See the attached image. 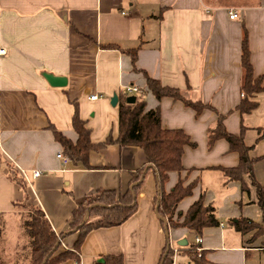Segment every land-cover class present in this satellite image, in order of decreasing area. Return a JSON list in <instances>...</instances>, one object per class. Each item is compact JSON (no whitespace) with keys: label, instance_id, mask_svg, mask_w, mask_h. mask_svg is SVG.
Segmentation results:
<instances>
[{"label":"crops","instance_id":"crops-1","mask_svg":"<svg viewBox=\"0 0 264 264\" xmlns=\"http://www.w3.org/2000/svg\"><path fill=\"white\" fill-rule=\"evenodd\" d=\"M233 10L239 16L231 19ZM245 31L255 77H262L264 85V0H0V258L14 264L27 239L20 232L11 241L7 234L14 219L23 225L24 210L15 203L26 197L44 211L62 247L73 249L79 235L71 227L73 213L80 204L91 208L99 190L124 194L142 183L137 211L120 225L92 230L80 260L61 264H106L108 255H123L125 264H160L168 240L165 223L156 214L158 175L145 151L111 144L91 150L90 167H85L64 153L51 129L54 125L77 141L72 123L77 101L93 142L117 137L120 95L127 92L142 95L148 110L159 111L164 128L183 130L195 144L185 146V170L170 172L163 187L169 193L179 179L185 187L193 185L173 219L183 221L204 194L220 221L201 235L206 259L214 264H264V235L235 228L240 218L264 226L257 188L249 175L244 177L245 190L242 181L230 180L223 171L240 164L239 153L230 150L225 138L208 144V129L225 115L230 133L244 130L250 157L256 160L255 179L264 186V91L252 98L258 103L251 112L239 109ZM133 49L135 61L129 53ZM43 72L65 76L67 85H50ZM145 73L213 109L199 116L181 100L158 99L148 90ZM128 86L140 92L129 93ZM58 152L69 161L58 158ZM34 170L40 175L34 177ZM137 175L143 179L133 180ZM169 229L178 263L193 264L187 248L180 249L176 241L186 237L189 246L199 245L197 235L186 227Z\"/></svg>","mask_w":264,"mask_h":264},{"label":"trees","instance_id":"trees-1","mask_svg":"<svg viewBox=\"0 0 264 264\" xmlns=\"http://www.w3.org/2000/svg\"><path fill=\"white\" fill-rule=\"evenodd\" d=\"M133 61L137 55L136 49L130 50ZM242 67L243 82L242 91L244 99L239 105L243 112H251L256 106L253 97L256 93L264 91L263 78L255 77L254 68L251 61V50L249 46L248 32L245 31L242 40ZM148 90L151 91L158 99L171 97L183 101L188 107L194 109L197 115H201L205 109H213L209 104L202 101H192L186 98L179 88L165 86L160 80L152 78L147 73ZM128 93L121 92L119 101V134L117 137L109 135L103 142L95 143L91 139V129L87 126V121L81 117L79 103L74 101L75 112L72 117V123L78 134V139L73 142L66 137L54 125L51 129L55 139L62 145L64 153L75 163H81L85 167H90L89 155L91 150H98L111 144L120 146H139L153 165L158 175L160 186V196L155 199L161 216L168 218L171 227H186L197 236H201L207 227L218 226L219 219L215 214V207L205 203L204 194L193 203L187 211L183 221L174 220L179 202L183 197L192 192L193 185L184 186L182 179H179L173 189L166 193L163 190L164 184L169 178L172 171L182 172L185 167L182 163V157L186 145L195 144L191 141L190 136L181 129L164 128L161 122V116L158 110L147 109V103L144 97L138 96L135 103L127 101ZM225 115H220L215 125L208 129V144L212 147L214 143L225 138L230 144L231 151H237L240 155V164L234 168H224L223 171L230 180H240L243 188H247L244 181L245 175H249L253 185L258 191V203L263 211L264 218V186L261 185L254 176L255 159L250 157L251 147L247 146L244 141V130L241 134L235 135L230 133L225 126ZM264 136V133H263ZM139 171V175L143 173ZM137 175L133 180L138 181L140 176ZM25 186L23 181H19ZM142 183L134 185L124 194L112 190H99V195L91 200L92 207L80 204L73 213V232H78V239L73 249L62 247V243H57L60 236L54 231L51 223L47 219L44 211L37 204L29 201L26 197L24 201L17 202L15 205L23 209V226L25 230L26 241L20 247L17 260L14 264H61L68 260L79 261V252L87 238L88 234L97 228L120 225L130 218L138 208L137 194L140 191ZM89 209L90 217H101L95 222L84 221L87 210ZM235 228L240 233H247L257 230L255 236L264 235V226L247 218H240L235 223ZM3 228L0 227V241L3 239ZM199 245L191 244L185 254L189 256L193 264H214L206 259V251H198ZM183 250V249H182ZM161 258H164L163 264H173V249L170 248ZM106 264H125L123 255L105 256ZM0 264H9L0 258Z\"/></svg>","mask_w":264,"mask_h":264},{"label":"water","instance_id":"water-1","mask_svg":"<svg viewBox=\"0 0 264 264\" xmlns=\"http://www.w3.org/2000/svg\"><path fill=\"white\" fill-rule=\"evenodd\" d=\"M43 76L47 79V81L50 83V85L55 86V87H64L67 85V78L65 76H57L53 73H49V72H43ZM137 100V96L136 95H129L127 98V101L129 103H135ZM118 103V96L117 94H115L112 98L111 104L112 105H117ZM151 166L153 167V165L151 164ZM145 175V173H144ZM143 179V176L141 177L140 181ZM134 186V185H133ZM132 186V188H133ZM158 205L156 206V214L160 217V219L163 220V222L165 223V232H166V237L168 240V247H167V251L171 248V239H170V229H169V225H168V220L166 218H164L163 216L160 215L159 210H158ZM90 209V208H89ZM89 209L86 212L85 215V219L84 221H87V219L89 218L90 212ZM61 243V238L59 239L58 243L56 246H58ZM176 244L179 247H187L189 246V241L187 240L186 237L179 239L176 241ZM167 251L165 253V255L167 254ZM164 262V258L163 260L160 262V264H163Z\"/></svg>","mask_w":264,"mask_h":264},{"label":"built area","instance_id":"built-area-1","mask_svg":"<svg viewBox=\"0 0 264 264\" xmlns=\"http://www.w3.org/2000/svg\"><path fill=\"white\" fill-rule=\"evenodd\" d=\"M238 16H239V14H238L237 11H234V10L233 11H230V18L231 19L237 18ZM126 88H127V91L129 93L140 92V89L138 87H136V86H128ZM90 98L91 99H97L98 98V95H91ZM0 149L2 151H4L3 150V147L1 145H0ZM57 157L60 158V159H62V161H64L65 163L69 161V158L67 156H65L62 152H58L57 153ZM22 172L25 175V177H27L26 170H22ZM39 175H40V171L39 170H34L33 171V176L34 177H37ZM28 181H29V179H28ZM196 240H197V243H199L198 250L199 251H202L203 250V247L201 245V243H202V236H197V239ZM177 257H178V249L177 248H174L173 249V256H172V258H173V264H179L178 261H177Z\"/></svg>","mask_w":264,"mask_h":264},{"label":"rangeland","instance_id":"rangeland-1","mask_svg":"<svg viewBox=\"0 0 264 264\" xmlns=\"http://www.w3.org/2000/svg\"><path fill=\"white\" fill-rule=\"evenodd\" d=\"M20 232L22 235L23 233H24V236L26 235L24 226L22 225V223L19 220L14 219V221L10 222L9 230L7 232L9 239L13 241L16 238V234L19 235Z\"/></svg>","mask_w":264,"mask_h":264}]
</instances>
